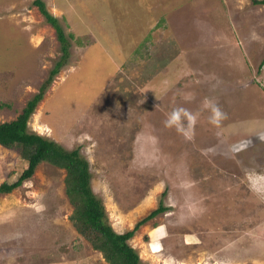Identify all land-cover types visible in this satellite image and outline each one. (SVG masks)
I'll return each instance as SVG.
<instances>
[{"label": "rangeland", "instance_id": "obj_1", "mask_svg": "<svg viewBox=\"0 0 264 264\" xmlns=\"http://www.w3.org/2000/svg\"><path fill=\"white\" fill-rule=\"evenodd\" d=\"M35 1L0 0V124L21 114L62 57ZM41 1L74 37L30 130L81 148L115 232L168 209L129 241L141 264H264V6ZM147 54L165 67L143 72ZM209 100L226 114L219 125ZM175 107L197 115L188 135L164 126ZM25 166L0 146V185ZM66 175L42 164L0 195V264H108L69 220ZM76 238L80 249L60 251Z\"/></svg>", "mask_w": 264, "mask_h": 264}, {"label": "trees", "instance_id": "obj_2", "mask_svg": "<svg viewBox=\"0 0 264 264\" xmlns=\"http://www.w3.org/2000/svg\"><path fill=\"white\" fill-rule=\"evenodd\" d=\"M253 3L264 6V0H254ZM34 4L39 7L46 23L55 29L61 45L62 57L51 70L49 79L43 84L39 93L27 103L21 114L13 121L0 124V146L16 151L26 165L18 172L19 177L16 181L11 184L4 182L0 185V195L10 193L24 181L29 180L39 165L48 164L63 169L67 173L65 195L73 208L69 220L79 236L86 240L94 251L100 252L108 264H141L138 252L129 244V241L141 226L168 209L160 204L149 216L139 221L132 231L123 234L115 232L108 221L103 200L92 189L93 175L89 161L81 154V148L77 147L69 151L54 140L30 130V120L43 101L47 89L61 70L69 64L71 40L74 37L72 34H66L63 24L48 13L43 1L36 0ZM169 52L168 50L167 54ZM158 59L152 64L147 54L143 61L147 62L143 72L152 68L158 71L163 69L165 67L163 60L161 57ZM143 72L139 73L138 79L144 77ZM81 243V239L76 238L70 246H64L60 251L69 254L73 250L80 249Z\"/></svg>", "mask_w": 264, "mask_h": 264}, {"label": "clouds", "instance_id": "obj_3", "mask_svg": "<svg viewBox=\"0 0 264 264\" xmlns=\"http://www.w3.org/2000/svg\"><path fill=\"white\" fill-rule=\"evenodd\" d=\"M207 105L211 111L210 123L213 125H219L221 120L226 118V114L218 104L210 100L207 101ZM196 120L197 115L189 112L188 109L175 107L167 115L163 123L166 128H174L178 133L188 135L196 123ZM185 121H187V127H185Z\"/></svg>", "mask_w": 264, "mask_h": 264}]
</instances>
